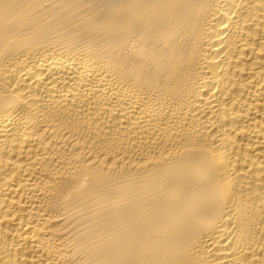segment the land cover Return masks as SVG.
I'll return each instance as SVG.
<instances>
[{
    "label": "bare ground",
    "instance_id": "1",
    "mask_svg": "<svg viewBox=\"0 0 264 264\" xmlns=\"http://www.w3.org/2000/svg\"><path fill=\"white\" fill-rule=\"evenodd\" d=\"M0 264H264V0H0Z\"/></svg>",
    "mask_w": 264,
    "mask_h": 264
}]
</instances>
